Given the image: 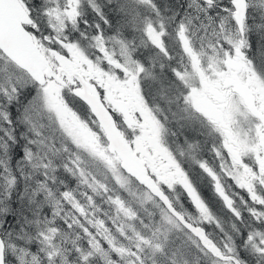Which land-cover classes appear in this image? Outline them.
I'll return each instance as SVG.
<instances>
[{
    "label": "snow or ice",
    "instance_id": "6c2138e0",
    "mask_svg": "<svg viewBox=\"0 0 264 264\" xmlns=\"http://www.w3.org/2000/svg\"><path fill=\"white\" fill-rule=\"evenodd\" d=\"M0 264H264V0H0Z\"/></svg>",
    "mask_w": 264,
    "mask_h": 264
},
{
    "label": "trees",
    "instance_id": "16d2710c",
    "mask_svg": "<svg viewBox=\"0 0 264 264\" xmlns=\"http://www.w3.org/2000/svg\"><path fill=\"white\" fill-rule=\"evenodd\" d=\"M202 192L206 195V197H210L211 193L207 191L206 187H202ZM213 204L216 208H219V205L215 204V201H213Z\"/></svg>",
    "mask_w": 264,
    "mask_h": 264
},
{
    "label": "rangeland",
    "instance_id": "374dc122",
    "mask_svg": "<svg viewBox=\"0 0 264 264\" xmlns=\"http://www.w3.org/2000/svg\"><path fill=\"white\" fill-rule=\"evenodd\" d=\"M209 231H211V229H208Z\"/></svg>",
    "mask_w": 264,
    "mask_h": 264
}]
</instances>
